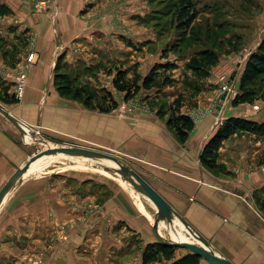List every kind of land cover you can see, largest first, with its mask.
I'll use <instances>...</instances> for the list:
<instances>
[{"label": "crops", "instance_id": "crops-1", "mask_svg": "<svg viewBox=\"0 0 264 264\" xmlns=\"http://www.w3.org/2000/svg\"><path fill=\"white\" fill-rule=\"evenodd\" d=\"M67 1H61L63 15H22L29 34L34 33L37 61L27 74L24 96L20 100L22 108L18 112L7 109V112L23 124L29 121L59 133L68 132L73 138L88 142V147L119 149L127 155L136 150V162L128 166L198 231L216 253L234 264H264V214L252 196L264 188V171L258 167L264 162V143L258 140L264 137L236 132L226 139L218 151L221 172L205 168L199 160L204 144L224 119L235 116L262 121L264 111L251 112L246 103L223 107L228 103L225 100L216 104L211 112L202 111L196 118L184 105L182 111L193 119L194 128L187 140L180 143L164 121L155 116L147 117L146 111H135L133 117L114 120L109 113L88 112L66 100L55 103L59 96L52 86V76L57 48H83L78 41L92 38L96 30L86 28L85 17L76 15L80 7L71 9ZM69 56L67 53V58ZM41 100L44 102L38 106L36 103ZM217 105L220 108L215 114ZM31 149L33 144L24 143L16 127L0 113V189L29 159ZM40 166L26 172L0 208L20 200L34 221L48 219L47 228L59 222L78 223L79 227L70 232L69 241L54 247L48 254L46 264H118L113 262L116 259L120 264H142L143 246L156 240L152 229L155 208L151 203L140 197L136 199L133 191L109 187L102 206L89 213L82 223L85 203L81 201L96 203V194L89 193L86 200L73 201L75 206L71 209L69 202L65 204L64 200L51 198L53 190L49 192L46 179L41 183L27 179L45 167ZM93 181L95 178L90 185ZM129 236L139 241L135 250L117 254L114 248L121 249L122 240ZM182 254L178 251L176 257Z\"/></svg>", "mask_w": 264, "mask_h": 264}, {"label": "rangeland", "instance_id": "rangeland-1", "mask_svg": "<svg viewBox=\"0 0 264 264\" xmlns=\"http://www.w3.org/2000/svg\"><path fill=\"white\" fill-rule=\"evenodd\" d=\"M61 1L0 0V94L2 96H6L7 93V96L15 97L14 77L23 69L29 52L34 50V33L29 34L28 28L21 20L22 15L35 17L63 15ZM178 1L68 0L66 5L71 9L80 7L76 15L85 17L83 20L87 23L85 27L96 30H93L92 38L78 41V44L84 45L83 48H79L80 50L77 47L72 50L57 48L55 65L60 63L59 73L68 74L77 82L76 86H88L100 99L103 91L112 92L118 104L116 109L109 113L114 120L133 117L135 111L142 110L147 112V117L155 116L166 123L169 106L177 96L182 98L186 109H191L192 115L197 118L202 111L211 112L216 104L222 102L220 97L224 82L228 85L229 91L228 103L223 107L231 108L239 105L235 104L234 100L239 94V79L244 64L264 37V0H192L199 14L187 31L176 28L174 11ZM206 48H211L217 53L218 62L198 71L191 70L188 66L191 57ZM67 53H70L69 58ZM36 61L37 57L27 69V74ZM165 62L174 63L175 69L160 71V79L155 87L141 90L127 101L123 99V94L112 86V79L117 69H124L128 78L134 75L142 77L155 63ZM53 72L52 86L59 96L55 103L66 100L79 104L82 110L98 113L97 110L84 106L80 100L61 94L54 82L55 68ZM167 75L170 76L172 83L163 86L161 77ZM23 96L24 92L14 104L0 100V107L6 111L14 109L18 112V109L22 108L20 100ZM259 96L245 104L251 112L253 105L259 106L256 113L264 111V100ZM206 101L207 104H203ZM38 102L39 104H36L41 106L44 100ZM24 124L40 130L41 138L46 142L43 145L18 132L24 143L33 144V149L29 151L30 154L28 153L29 157L42 147L76 146L111 154L124 165L136 162V150L133 154L127 155L119 149L110 151L88 147V142L75 139L68 132L63 134L46 129L40 123L28 121ZM258 142L264 143V138ZM75 158L65 155L53 157L48 161L40 159L32 167L37 165L45 167L42 171L30 174L27 179L40 180V183L42 179H46L49 192L53 190L51 198L55 201L64 200L65 204L69 202L71 209L75 206L73 201L86 200L89 193L96 194V203L81 201V204L85 203L82 209H85L86 214L81 218L82 223L89 213H94L102 206L109 187H122L125 191H133L136 199L140 197L149 202L119 176L104 171L102 167L109 164L102 161L103 159L89 158L77 161ZM258 167L264 171V162ZM93 178L96 182L93 181L90 185ZM261 191L263 192H259L258 195L264 197V188ZM47 220L43 217L34 221L20 200L8 202L0 208V264H46L47 256L55 250L54 247L68 242L70 232L79 227L78 223L59 222L55 227L47 228L45 226ZM159 226L160 233L165 238L171 237L169 229L173 227V230L178 231L183 237L182 240H193L186 233L183 225L180 228L177 224L173 226L162 222ZM122 242L121 249L114 248L117 254L132 249L133 252L139 243L135 236L124 238ZM178 251L187 252L184 249ZM119 261L116 259L113 262L120 264ZM203 264L208 263L203 260Z\"/></svg>", "mask_w": 264, "mask_h": 264}, {"label": "trees", "instance_id": "trees-1", "mask_svg": "<svg viewBox=\"0 0 264 264\" xmlns=\"http://www.w3.org/2000/svg\"><path fill=\"white\" fill-rule=\"evenodd\" d=\"M192 0H179L174 11L176 28L180 31H187L191 28L198 17ZM218 62V55L213 49H202L196 52L190 59L188 66L193 71L203 67L215 65ZM60 63L55 65L54 82L57 90L64 96H71L80 100L84 106L93 108L99 113H110L117 107V101L109 90L103 91L101 99L86 85L76 86L75 80L68 74L59 73ZM175 69V64L170 62L155 63L144 76L134 75L128 78L124 69H117L112 79V86L123 94L124 100H129L141 90H150L155 87L160 79V71L167 72ZM163 86L171 85L170 76L161 77ZM259 84V86H258ZM239 94L234 100L235 104L253 101L258 95L264 100V37L257 48L248 56L239 79ZM5 94V93H4ZM0 100L7 104H14L18 99L14 96H2ZM184 104L180 96L175 97L168 109L169 116L166 125L174 131L180 143H184L189 133L194 128L193 119L182 111ZM236 132H244L264 137V120L257 121L243 117H228L216 129L213 135L204 144L200 155V163L207 169L221 172L223 167L218 163V151L222 143ZM259 191L253 193V200L258 209L264 214V197L258 195ZM181 248L165 245L157 240L146 243L141 251L142 264L158 262L161 264H200L202 258L187 250L186 253L176 257L177 250Z\"/></svg>", "mask_w": 264, "mask_h": 264}, {"label": "water", "instance_id": "water-1", "mask_svg": "<svg viewBox=\"0 0 264 264\" xmlns=\"http://www.w3.org/2000/svg\"><path fill=\"white\" fill-rule=\"evenodd\" d=\"M225 93L221 95L223 100ZM219 105L216 106L214 113L217 114ZM0 113L6 117L17 129L21 135H27L36 142L44 144L46 143L42 138H37L32 135L34 131L26 130L21 123L6 110L0 107ZM63 154L72 157H93L99 159H107L112 161L115 166H103V170L111 174L119 176L122 181L129 183L132 188L147 198L155 207V215L153 219L152 229L155 233L156 240L165 244L172 245L181 249L188 250L191 253L196 254L208 264H234L230 260L216 253L209 245L208 241L195 229H193L188 222L179 214H177L170 205L164 200V198L156 192V190L134 169L128 165H124L120 160L111 154L101 152L99 150L87 149L76 146H53L45 149L39 148L29 159L20 167H18L12 175L8 178L5 184L0 189V205L2 204L6 195L22 180L26 174L30 164L37 158L44 155H56ZM177 219L186 230L193 240H172L170 237H163L159 231L160 221L166 222L168 225H174V220ZM168 232V231H167Z\"/></svg>", "mask_w": 264, "mask_h": 264}, {"label": "built area", "instance_id": "built-area-1", "mask_svg": "<svg viewBox=\"0 0 264 264\" xmlns=\"http://www.w3.org/2000/svg\"><path fill=\"white\" fill-rule=\"evenodd\" d=\"M36 57H37L36 52L34 50H31L27 56L26 63L24 64L23 69L18 74H16V76L14 77V79H15L14 80L15 81L14 95H15V98H17V99L21 98V96L24 92V88H25V84H26L27 69L29 68L30 64H32L35 61ZM222 78H224V77H222ZM228 91H229V87L224 82V84L222 85V94L225 93L224 99L222 100L223 103L225 100H228V97H227ZM252 110H253V112L259 110V106L253 105ZM27 127L28 126H25L24 128L26 129ZM26 130L34 131V136L37 138H41V131L40 130L30 129V127H28Z\"/></svg>", "mask_w": 264, "mask_h": 264}, {"label": "bare ground", "instance_id": "bare-ground-1", "mask_svg": "<svg viewBox=\"0 0 264 264\" xmlns=\"http://www.w3.org/2000/svg\"><path fill=\"white\" fill-rule=\"evenodd\" d=\"M23 127H25L23 124H21ZM46 144V143H45ZM45 144H43V145H45ZM43 149H45L44 147H43ZM58 156H65V155H63V154H56V155H44V156H41V157H39V158H37L36 160H34L31 164H30V166H29V168H28V170L36 163V162H38L40 159H42V160H44V161H48V160H50V159H52L53 157H55V158H57ZM70 158H74V157H72V156H69ZM90 158H93V157H90ZM87 159H89L88 157H77L76 156V158H75V160H77V161H79V160H87ZM102 161H104V162H107L108 164H109V166H115V164L112 162V161H110V160H107V159H103ZM110 162H112L113 164H111ZM106 166V165H105ZM108 166V165H107ZM103 169V168H102ZM27 170V171H28ZM125 182V181H124ZM150 202V201H149ZM151 203V202H150ZM151 205L152 206H154L152 203H151ZM155 208V207H154ZM162 222H164V221H160V223H162ZM159 223V224H160ZM174 224H177L180 228L182 227V224L177 220V219H175L174 220ZM174 226V225H173ZM174 228L173 227H170V229H169V234H170V238L172 239V240H178V241H181L182 239H183V237L180 235V233L178 232V231H175V230H173ZM160 231V230H159ZM183 241V240H182Z\"/></svg>", "mask_w": 264, "mask_h": 264}]
</instances>
